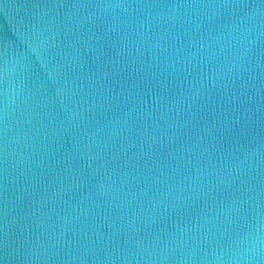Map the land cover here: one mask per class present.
Listing matches in <instances>:
<instances>
[{"label": "water", "instance_id": "obj_1", "mask_svg": "<svg viewBox=\"0 0 264 264\" xmlns=\"http://www.w3.org/2000/svg\"><path fill=\"white\" fill-rule=\"evenodd\" d=\"M0 264H264V0H0Z\"/></svg>", "mask_w": 264, "mask_h": 264}]
</instances>
